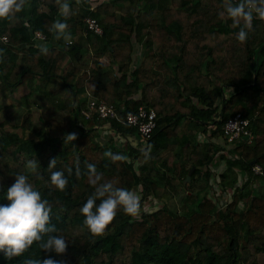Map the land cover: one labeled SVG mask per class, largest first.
<instances>
[{
  "label": "trees",
  "instance_id": "1",
  "mask_svg": "<svg viewBox=\"0 0 264 264\" xmlns=\"http://www.w3.org/2000/svg\"><path fill=\"white\" fill-rule=\"evenodd\" d=\"M62 2L70 5L67 17L56 0H28L14 18L0 19V97L27 83L30 96L44 108L38 124L31 120L32 111L22 120L38 138L0 132V204L10 203L6 191L15 175L26 173L3 167L4 159L22 164L36 159L43 178L27 173L29 181L52 206L54 234L63 236L68 247L58 255L34 243L12 260L0 252V264L49 256L67 264H264V21L254 18L246 42L240 43L239 28L232 27L226 14L220 16L223 0H105L95 10L89 9V0L83 7L76 0ZM85 14L99 20L101 35L83 33ZM56 21L67 24L74 42L55 39L49 29ZM36 29L47 39H34ZM134 41L144 50L133 67ZM87 47L92 55L84 67ZM86 90L116 104L118 116L139 104L152 106L157 125L151 138L144 145L138 140L140 146L114 144V132L126 136L136 131L116 118L84 119L79 99ZM237 112L250 118L252 142L239 137L220 145L224 121ZM184 121H194L207 139H190L182 130ZM102 126L111 129L108 143L98 141ZM71 132L77 140L64 145L62 137ZM107 150L128 160L113 163L104 155ZM144 151L150 154L147 161ZM52 158H57L54 170L64 171L69 181L63 192L49 186ZM221 159L226 168L216 183L220 192L210 196L211 165ZM253 161L261 165L260 175L251 169ZM87 163L102 173L101 182L135 191L141 200L135 219L118 210L100 237L91 236L79 211L94 192ZM193 165L190 181L184 182ZM171 172L179 184H171ZM239 177H245L241 185ZM229 188L230 199L220 206ZM180 189L187 191L180 211L166 206L145 210L150 195L163 197Z\"/></svg>",
  "mask_w": 264,
  "mask_h": 264
},
{
  "label": "clouds",
  "instance_id": "2",
  "mask_svg": "<svg viewBox=\"0 0 264 264\" xmlns=\"http://www.w3.org/2000/svg\"><path fill=\"white\" fill-rule=\"evenodd\" d=\"M28 0H0V19L11 20L16 13L21 12ZM61 14L68 16L70 5L62 0H56ZM221 18L227 15L232 21V27L239 28L236 39L240 43L246 42L249 31L252 30L253 20L264 21V0H223ZM67 24L61 21L53 23L49 29L54 33L56 40L63 39L70 42L71 36L66 31ZM40 51L47 54V47L42 46ZM226 95V93H224ZM75 132L66 133L63 139L64 145L77 140ZM104 155L113 163L127 161L128 157L120 153L105 151ZM145 161L150 158L149 151L143 152ZM57 158H52L47 171L50 174V187L63 192L68 186V178L64 171L56 169ZM39 165L36 159H29L25 163L26 173L15 175L14 183L7 188L6 199L8 204H0V252L8 260L22 256L34 243H38L41 250L48 253L64 254L67 251V240L61 235H55L56 226L51 224L52 206L49 201L42 198L41 192L29 181L31 173L43 178L38 171ZM90 184L94 192L80 207V214L84 217L83 226L93 237L105 234L108 226L114 221L118 210L135 219L141 211L140 197L133 191L117 187L110 181L101 182L102 173L97 172L94 164H86ZM72 174V168L67 169ZM75 174L80 177L81 172L77 164ZM99 201V203H97ZM23 264H67L66 261H58L49 256L45 259L28 258Z\"/></svg>",
  "mask_w": 264,
  "mask_h": 264
},
{
  "label": "rangeland",
  "instance_id": "3",
  "mask_svg": "<svg viewBox=\"0 0 264 264\" xmlns=\"http://www.w3.org/2000/svg\"><path fill=\"white\" fill-rule=\"evenodd\" d=\"M93 3L97 6V4L101 1L105 0H92ZM71 36V39L73 42L76 40L75 36ZM134 40V39H133ZM135 42V41H134ZM84 46L86 47L87 43L83 42ZM139 45L138 42H135L134 46L137 48ZM136 50V49H135ZM92 55V49L90 47H87L86 50V55L83 58L81 64L82 66H87L90 62V57ZM135 58V57H134ZM105 62H108V58L104 57ZM111 67V71L115 70V66H112V63L109 65ZM114 71L112 72V74ZM115 75V74H113ZM30 86L29 84H24L20 86L18 89H16L13 92L7 91L5 95L0 97V132L2 131H11V132H16L19 136L24 137V138H38V133L30 128H26L22 120L24 116L26 115L27 111H32V122L38 124L40 121V118L44 115V108L38 103L35 102L33 99V96H30ZM230 91V88L226 90V93ZM85 102V97L84 93L81 94L80 96V103L81 105ZM48 114V113H46ZM193 123H190V121H184L182 123V130L189 134L190 139L192 136L194 137V140H206L208 135L206 136V133H204L198 125L192 121ZM102 130L99 133L98 141L103 144V143H108L110 142V136L109 134L111 133L110 127L107 126H102ZM112 137V136H111ZM137 134L133 135H128L126 136L121 135L118 132L113 133L112 137V142L119 146L120 148H124L126 142L133 143L136 145L137 141L136 140ZM218 143L220 145H224L225 141L224 138L219 137L217 139ZM139 144H137L138 146ZM142 145L144 143L142 142ZM141 145V147H142ZM140 146V145H139ZM229 157L230 154H228ZM140 162V161H139ZM139 162H136L138 164ZM3 167L7 168H12L16 170H23L25 169V164H22L20 162H17L10 157H6L2 163ZM226 168L225 160L221 159L218 164L216 165H211V171H212V180L209 183L213 186H211V189L209 190L210 196L215 195L220 192V187L216 185L217 181H219L218 177L221 172H223ZM183 174V171H182ZM174 175V172H171L169 176L172 178ZM170 178V179H171ZM175 178V180H173ZM172 178L171 184L178 183L179 176H174ZM245 181V177H239L238 179V185H241ZM179 184V183H178ZM253 184V183H252ZM135 192V191H133ZM136 193V192H135ZM172 193V190H171ZM187 193L186 190L180 189L177 192L173 193L172 195H165L163 197H157L155 195H150L149 199L144 202V207L146 211L156 209L160 206H166L170 210H176L180 211L181 210V205H182V198L183 196ZM139 196V193H136ZM232 194V190L229 188L225 193L222 194V199L219 202L220 206H224L225 203H227L230 199V195Z\"/></svg>",
  "mask_w": 264,
  "mask_h": 264
},
{
  "label": "built area",
  "instance_id": "4",
  "mask_svg": "<svg viewBox=\"0 0 264 264\" xmlns=\"http://www.w3.org/2000/svg\"><path fill=\"white\" fill-rule=\"evenodd\" d=\"M95 7L96 5L92 4L90 10H94ZM81 22L84 34L92 32L101 35L103 33V27L95 16L85 14L81 17ZM32 37L39 41L47 39L46 34L38 29L34 30ZM1 38L3 40L7 39L5 35H1ZM72 42L71 39L70 42L66 43L70 44ZM84 97L85 102L80 107V114L84 119L103 121L107 118H116L122 124L136 131V140L145 143L151 138L157 125V113L152 106L139 104L137 107L128 109L121 116H118L116 104L93 95L89 90L84 92ZM79 123L83 125V122L79 121ZM222 136L227 142L241 137L247 143H251L253 133L250 129V118L240 112L228 117L222 125ZM251 169L255 174L260 175L262 173L261 165L255 161H253Z\"/></svg>",
  "mask_w": 264,
  "mask_h": 264
},
{
  "label": "crops",
  "instance_id": "5",
  "mask_svg": "<svg viewBox=\"0 0 264 264\" xmlns=\"http://www.w3.org/2000/svg\"><path fill=\"white\" fill-rule=\"evenodd\" d=\"M77 1V6L78 7H83L85 4H86V0H76ZM100 1V0H99ZM90 3V4H89ZM89 9H90V6L92 5V4H95V3H93V1L92 0H89ZM94 10H95V8H94ZM71 32H69V34H70ZM135 42H137V41H135ZM135 42H134V44H135ZM135 49L136 50H134V56H133V59H132V66L134 67V66H137L139 63H140V61H141V57H142V54H143V50H144V48L142 47V45L141 44H139L138 45V47L136 48L135 47ZM135 57V58H134ZM112 66H115L114 65V63H112ZM231 89V88H230ZM80 100V99H79ZM131 135H133V134H131Z\"/></svg>",
  "mask_w": 264,
  "mask_h": 264
},
{
  "label": "water",
  "instance_id": "6",
  "mask_svg": "<svg viewBox=\"0 0 264 264\" xmlns=\"http://www.w3.org/2000/svg\"><path fill=\"white\" fill-rule=\"evenodd\" d=\"M195 168V166L193 165V166H191L188 170H187V173H186V175H185V178H184V182H188V181H190V178H191V173H192V171H193V169Z\"/></svg>",
  "mask_w": 264,
  "mask_h": 264
}]
</instances>
